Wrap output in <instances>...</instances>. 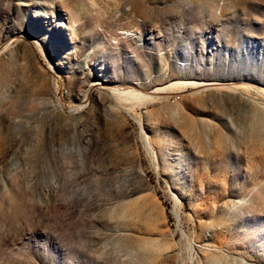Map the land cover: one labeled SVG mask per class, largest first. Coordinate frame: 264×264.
<instances>
[{"label": "rangeland", "instance_id": "rangeland-1", "mask_svg": "<svg viewBox=\"0 0 264 264\" xmlns=\"http://www.w3.org/2000/svg\"><path fill=\"white\" fill-rule=\"evenodd\" d=\"M0 264H264V0H0Z\"/></svg>", "mask_w": 264, "mask_h": 264}, {"label": "bare ground", "instance_id": "bare-ground-1", "mask_svg": "<svg viewBox=\"0 0 264 264\" xmlns=\"http://www.w3.org/2000/svg\"><path fill=\"white\" fill-rule=\"evenodd\" d=\"M127 33V32H126ZM128 34V33H127ZM131 35V34H130ZM210 87H219L218 84L215 83H206L203 84L202 82H195V81H181V82H175L170 84L167 87L159 88L154 91H152L149 95L143 93H136L134 91H128V90H118L113 89L110 91L111 94L114 95L116 100L118 101V104H120L124 100H135V101H145V102H153L156 99L165 98L164 95L170 94V91L174 89H179L182 92L186 91L188 88H193L196 90V92L201 91L203 89H209ZM224 88V87H223ZM226 88V87H225ZM228 89V88H227ZM187 239V237H186ZM190 249V247H189ZM192 249V248H191Z\"/></svg>", "mask_w": 264, "mask_h": 264}]
</instances>
